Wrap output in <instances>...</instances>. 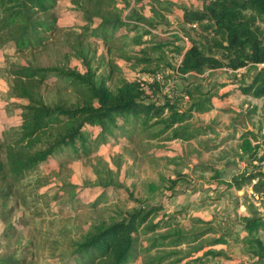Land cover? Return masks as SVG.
Masks as SVG:
<instances>
[{
    "label": "trees",
    "instance_id": "16d2710c",
    "mask_svg": "<svg viewBox=\"0 0 264 264\" xmlns=\"http://www.w3.org/2000/svg\"><path fill=\"white\" fill-rule=\"evenodd\" d=\"M154 1L160 5L163 1L176 5L170 0ZM201 1L202 9L193 10L177 5L176 10L186 23L207 21L208 24L202 29L212 36L211 39L203 42L192 37L189 30H183L190 38L191 46L185 52L183 48H174L182 57L178 68L173 69L169 68L171 66L165 59L166 52L163 49L169 42L164 44L156 41L150 51L142 50L140 58L124 55L128 61L145 65L144 73L162 71L164 82L142 86V81L124 80L120 86L112 89L108 80L113 76L114 69H121L110 61V73L98 76L91 65L95 57L92 47L80 42L76 45L70 43L68 33L59 26L55 12L59 0H0V37L3 41L12 43L19 51L34 50L40 46V51L48 53L51 51L48 42L51 36H55L54 45L58 53L47 61L40 60L28 66L18 64L11 69L13 81L10 92L17 100L22 122L17 131H13L15 136L5 131L0 137V199L6 200L15 182L50 157L90 158L103 143L111 139L122 142L127 139L130 145L142 149L144 157H150L147 149L154 140L190 141L205 132L206 128L215 132V128L210 126L191 128L190 121L195 113L210 112L223 102L226 95L203 92L199 84L190 85L185 93L179 94L175 86L165 92V88L170 85L168 78L177 69L182 75L194 76L210 69L227 67L235 71L264 64V27L261 26L264 25V0ZM72 2L79 6L78 0ZM79 8L87 20L84 29H91L94 36L112 43V46L121 37L119 30L124 27L136 30L145 23L148 26L145 34L155 37L158 35L153 30L169 23L151 0H93L90 10L84 6ZM139 8H142L143 13L139 12ZM128 10L129 13L124 14ZM167 10L171 11L169 8ZM151 12L157 18L145 17L144 14ZM60 34L65 36V41H69L66 43L69 51H61L66 46L64 42L55 43L60 39ZM174 36L178 37V34ZM122 37H126V34ZM136 41L138 44L143 43L141 37ZM118 50L121 52L120 48ZM156 50L161 56H154ZM73 53L86 65L85 72L81 73L67 65ZM162 62L167 67L152 68L154 63ZM50 78H54L53 83L59 88L66 89L67 97L57 92V101L48 102L44 99L43 83ZM70 90L71 93L76 91L77 97L70 98ZM241 91L257 98L264 96V67L254 76L251 84L242 87ZM186 95L189 97L187 102ZM241 132V139L245 140L244 153H237L222 169L213 163L204 164L201 166L203 171H211L214 178L226 181L230 169L239 167L237 157L242 158L251 153L249 138L258 137L255 131ZM95 169L97 178L92 185L105 190L119 184L107 162L98 158ZM232 179L229 187L237 191L246 186H252L258 193L264 191V170L243 171L232 176ZM250 208V216H244L243 221L249 245L247 254L256 259L248 264H263L264 244L259 233L264 231V217ZM163 209L162 205L142 203L131 211H123L124 218L121 220L92 224L79 239L71 240L70 248L75 263L134 264L138 260L143 264L180 263L206 245L224 243V238L215 237L199 244L207 234L217 231L216 226L210 225V220L196 218L197 224L207 226L202 225L194 230L170 225L165 220L154 222L153 217ZM161 228L163 232L154 236ZM197 241L192 251L182 249ZM12 257L0 256V264H24L26 261ZM229 257L226 252L212 248L193 259L198 264H206L210 259Z\"/></svg>",
    "mask_w": 264,
    "mask_h": 264
},
{
    "label": "rangeland",
    "instance_id": "374dc122",
    "mask_svg": "<svg viewBox=\"0 0 264 264\" xmlns=\"http://www.w3.org/2000/svg\"><path fill=\"white\" fill-rule=\"evenodd\" d=\"M170 1L176 5L165 1L160 5L151 0L169 21L153 30L158 36L145 34V29H148L145 23L136 30L124 27L119 30L121 37L114 41V46L94 36L91 29H84L87 20L79 6L90 10L93 0H78L79 6L72 0H59L55 12L59 26L64 27L68 33L70 43L76 45L80 42L92 47L95 57L91 60V65L98 76L110 73V61L121 69H114L113 76L108 80V85L116 89L124 80L142 81L143 68L146 67L128 61L124 55L140 58L142 50L150 51L156 41L164 44L169 42L163 49L166 52L165 59L171 66L169 68L173 69L182 57L174 48H183L185 52L191 46V40L183 30H189L192 37L203 42L211 39L212 36L202 29V26L208 24L207 21L186 23L176 10L177 5L193 10L202 9L201 0ZM168 8L171 9L170 12ZM139 12L143 13L142 8H139ZM144 15L148 19L157 18L152 12ZM261 26L264 27L263 24ZM124 34L126 37H122ZM174 34H178V37ZM140 37L142 44L136 41ZM54 38L55 36H51L48 42L51 51L46 53L40 51V46L34 50L19 51L12 43L5 42L0 37V137L5 131L15 136L14 133L22 122L17 100L10 92L13 81L11 69L18 64L35 65L37 61H47L52 55H57ZM64 39L65 36L60 34V39L55 43H69ZM159 50L153 52L155 57L161 56ZM61 51H69V47L66 45ZM67 65L81 73L87 68L75 53L70 55ZM162 66L167 67L162 62L154 63L152 68ZM263 67V64H259L235 71L218 68L207 70L203 74H181L178 77L174 86L179 94L185 93L190 85L199 84L203 92L226 95L223 102L210 112L195 113L190 121L191 128L210 126L215 128V132L206 128L205 132L190 141L154 140L150 143L149 150L147 149L150 157H144L142 149L135 147V144L130 145L127 139L125 142L111 139L103 143L90 158L50 157L41 162L37 169L26 172L15 182L8 198L0 199V256L26 260L24 264H76L70 248L72 239H79L94 223L121 220L124 218L123 211H131L142 203H147L164 207L153 217L154 222L165 220L170 225L194 230L202 225L207 226L197 224L196 218L210 220V225L216 226L217 233L207 234L199 244L215 237L225 239L224 243L215 246L206 245L180 263L168 264H198L193 258L212 248L226 252L230 257L210 259L206 264L253 262L247 254L249 245L246 242L243 217L250 216V207L256 210V199L250 186H246L243 191L229 187L233 181L232 176L243 173V168L239 166L237 169H230L224 181L214 178L211 171H203L201 166L213 163L222 169L231 157L236 156L234 143L242 116V119H249L258 128V135L264 132V96L257 98L241 91L242 87L251 84ZM53 80L54 78H50L43 83L44 99L48 102L58 100V96L55 97L57 92L65 97L68 95L66 89L61 86L59 88ZM69 94L70 98L77 97L76 91L71 93L70 90ZM185 97L187 102L189 97ZM98 158L112 168L119 184L105 190L91 184L97 178L95 167ZM103 194L105 196L102 197ZM163 230L158 229L154 236L160 235ZM259 237L264 244V231L259 233ZM196 244L198 241L185 245L182 249L192 251ZM134 264L143 263L138 260Z\"/></svg>",
    "mask_w": 264,
    "mask_h": 264
},
{
    "label": "built area",
    "instance_id": "2783aa9c",
    "mask_svg": "<svg viewBox=\"0 0 264 264\" xmlns=\"http://www.w3.org/2000/svg\"><path fill=\"white\" fill-rule=\"evenodd\" d=\"M264 65V64H263ZM226 70H228L229 68L225 67ZM232 70V69H230ZM234 71V70H232ZM166 72H168V69L166 70ZM180 73L178 71V69L176 70L175 74H172L171 78H168V81L170 82L169 86H167L165 88V92L168 91V89L170 90L176 80L178 79V77H180ZM142 86H145V84L148 83H154V82H164L163 81V74L162 71H159L157 73H146L145 75L142 76ZM188 97V96H187ZM255 149H254V158H253V165L259 169H264V138L260 137L258 138L255 142ZM243 166H247V162H242ZM255 197H257L259 199V201L257 202V204L260 206L261 209H264V191L261 193H255Z\"/></svg>",
    "mask_w": 264,
    "mask_h": 264
},
{
    "label": "clouds",
    "instance_id": "9594fccd",
    "mask_svg": "<svg viewBox=\"0 0 264 264\" xmlns=\"http://www.w3.org/2000/svg\"><path fill=\"white\" fill-rule=\"evenodd\" d=\"M178 68V65L176 66ZM146 73H143V75H145ZM142 75V76H143ZM142 78V77H141ZM141 81V80H139ZM260 137H263L264 138V132H262L260 135H258V137L256 139H252L251 140V146H252V150H251V153L250 154H245L244 157H242L241 159L237 160L238 161V164L240 167L243 168L244 171H252V170H264V169H259L257 167H255L253 165V158H254V149H255V145H254V142L260 138ZM238 158V157H237ZM247 162V166H243L242 162ZM251 168V169H250ZM243 172V171H242ZM256 182V181H255ZM252 188V186H250ZM243 191V190H241ZM255 193L258 194V192L254 191L253 188H252V194L255 196ZM261 193V192H260ZM256 199V203L259 201V199L257 197H255ZM256 206V211L259 213V216H263L264 217V209H261L260 206L257 204L255 205ZM258 208H260V210H258Z\"/></svg>",
    "mask_w": 264,
    "mask_h": 264
},
{
    "label": "crops",
    "instance_id": "0c3cea01",
    "mask_svg": "<svg viewBox=\"0 0 264 264\" xmlns=\"http://www.w3.org/2000/svg\"><path fill=\"white\" fill-rule=\"evenodd\" d=\"M239 111H241V110H239ZM242 111L244 112L245 110L244 109H242ZM243 118V116L241 117V120H242V123H239L238 124V129H237V134H236V140H235V143H234V145H235V152H236V154L237 153H240V154H243L244 152H243V144H244V142H245V140H242V139H240V136H241V134H242V132L241 131H248V130H250V131H255L256 133H257V136H258V128H256V126H254L251 122H250V120L249 119H247V118H245V119H242ZM245 127V128H244ZM253 138L252 137H250L249 138V141H250V143H251V140H252ZM235 154V155H236ZM232 158V157H231ZM239 159H241V157H238L237 158V160H239ZM262 232V231H261ZM252 258V257H251ZM253 260H254V258H252ZM264 264V263H263Z\"/></svg>",
    "mask_w": 264,
    "mask_h": 264
}]
</instances>
